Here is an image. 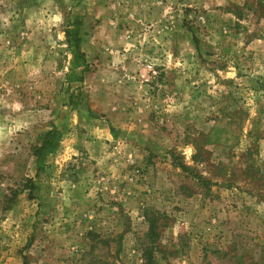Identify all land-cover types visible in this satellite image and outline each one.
Returning a JSON list of instances; mask_svg holds the SVG:
<instances>
[{
    "label": "rangeland",
    "instance_id": "1",
    "mask_svg": "<svg viewBox=\"0 0 264 264\" xmlns=\"http://www.w3.org/2000/svg\"><path fill=\"white\" fill-rule=\"evenodd\" d=\"M0 264H264V0H0Z\"/></svg>",
    "mask_w": 264,
    "mask_h": 264
}]
</instances>
